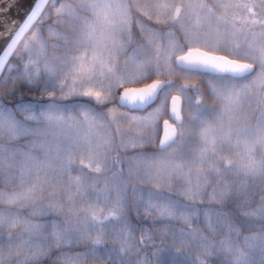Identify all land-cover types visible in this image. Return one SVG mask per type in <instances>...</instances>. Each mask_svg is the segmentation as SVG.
<instances>
[{
  "label": "snow or ice",
  "instance_id": "1",
  "mask_svg": "<svg viewBox=\"0 0 264 264\" xmlns=\"http://www.w3.org/2000/svg\"><path fill=\"white\" fill-rule=\"evenodd\" d=\"M0 264H264V0H0Z\"/></svg>",
  "mask_w": 264,
  "mask_h": 264
},
{
  "label": "water",
  "instance_id": "2",
  "mask_svg": "<svg viewBox=\"0 0 264 264\" xmlns=\"http://www.w3.org/2000/svg\"><path fill=\"white\" fill-rule=\"evenodd\" d=\"M13 15H15V13H13Z\"/></svg>",
  "mask_w": 264,
  "mask_h": 264
}]
</instances>
